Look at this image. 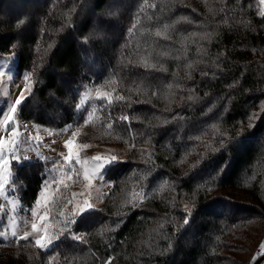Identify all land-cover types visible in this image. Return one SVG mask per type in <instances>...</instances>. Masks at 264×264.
Here are the masks:
<instances>
[{"label": "trees", "instance_id": "obj_1", "mask_svg": "<svg viewBox=\"0 0 264 264\" xmlns=\"http://www.w3.org/2000/svg\"><path fill=\"white\" fill-rule=\"evenodd\" d=\"M243 2L241 19L252 21V26L231 29L222 26L220 36L210 44L205 43L212 56L204 65L196 62L197 46L202 42L198 36L190 35L204 29L182 18L214 27L220 19L221 0H118L112 9L118 17L115 34L106 42H85L90 29L88 13L79 19L76 16L83 0H0V56L15 53L19 77L35 69L33 94L20 116L23 121L57 128L81 122L86 116L81 117V110L75 105L92 85H101L106 91L114 88V95L130 97L131 101H144L132 103L128 108L126 102L114 100L109 106L106 100H97L94 120L88 124L86 136L100 143L126 145L128 149L121 156V164L106 175L115 187L109 189L103 205L97 208V224L94 227L81 224L77 230L88 233L86 242L73 241L71 249L62 244L44 252L31 242L19 241L17 246V238H0V264H49L50 260L52 264H103L108 257L114 258L112 264H254L260 258L255 256V249L264 234V152L261 151L264 113L260 109L264 103V20L259 16L263 11L259 0ZM96 3L100 5L96 9L99 12L107 0ZM225 3L228 9L237 6L236 0ZM152 4L156 8L150 7ZM73 8L75 12L71 11ZM174 21L179 22L173 25ZM134 23L137 27L129 32ZM163 23L172 25L168 31L171 41L155 36L157 28L163 31ZM184 36L188 37L186 41ZM183 47L188 49L186 57L183 53H177L179 60L163 57L168 71L149 77L161 82L158 88L148 90L145 84L133 83L139 79L135 75L120 79L121 65H126L129 58L135 61L148 53L157 57ZM217 55L219 60H215ZM190 62L194 63L192 69L187 67ZM217 63L219 68L215 67ZM202 68L208 70L207 76L200 74ZM133 71L142 73L143 69ZM189 72L191 80L187 79ZM112 79L118 83L110 84ZM168 83L173 85L171 90L166 88ZM178 83L184 85V92L176 88ZM193 85L198 99L188 101ZM152 91H158L159 95L153 96ZM182 95V104L168 103V99L180 101ZM213 104L218 116L207 121L203 113ZM166 108L184 117L182 139H175L180 134L177 124L160 127L161 113ZM252 112L260 119L255 121L256 127L248 128ZM121 115H129L131 124L120 121ZM137 115L144 118L143 123L137 122ZM109 123L113 125L111 129ZM212 123L232 138L239 136L243 127V135L249 139L230 146L225 156L229 167L221 183L211 192L201 190L197 194L194 223L188 230L182 222L179 201L190 203L189 197L177 196L175 209L170 203L175 194L170 192L150 197L140 208L125 207L134 188L138 190L137 181L144 172L141 149L145 150V156L152 152L156 165L153 176L157 179L153 182L149 178L150 187L158 186L169 176L180 178L200 159L197 154H203L207 145L219 147L216 141L220 137ZM146 126L156 129L151 144L139 135ZM132 135L136 137L135 149L129 146ZM182 159L184 163H180ZM220 159L222 162L223 158ZM13 172L17 177V195L26 207L32 206L45 178L44 162L25 160L23 168L14 164ZM133 172L137 175L133 176ZM178 191L191 194L186 185ZM221 208L224 215L217 214ZM57 209L59 205L52 211ZM125 212L127 215L123 216ZM122 216L125 222L119 229L108 231L109 227L115 229ZM166 217H175L179 224H165L161 230L159 225ZM101 228L103 235L99 234ZM159 231H164L169 241L159 240ZM157 242L159 249L149 247ZM169 242L171 250L159 255Z\"/></svg>", "mask_w": 264, "mask_h": 264}, {"label": "snow or ice", "instance_id": "obj_2", "mask_svg": "<svg viewBox=\"0 0 264 264\" xmlns=\"http://www.w3.org/2000/svg\"><path fill=\"white\" fill-rule=\"evenodd\" d=\"M237 6L232 9H228L225 3V0H221V6L219 8L220 19L215 21V26L205 24L203 22H195L187 20V18H182L187 21L189 24H196L197 27H203L201 32H192L191 36L200 38L202 43H199L197 46L198 59L196 62L200 64L207 65L208 59L212 54L208 51V48L205 46V43L210 44L214 39L220 36L222 26H227L228 29L232 27H251L252 21H244L241 17L244 15V2L243 0H236ZM118 4V0H107V3L104 5L102 11H97V7H100L96 3V0H83V3L80 5L79 13H76L77 19L80 16H83L85 12L88 13L87 16V25H90L88 34L84 37L85 42L91 40L93 42L99 40L101 42H106L111 35L115 34V28L118 23V17L116 13L112 11L113 7ZM259 4L264 6V0H259ZM150 7L156 8L155 4H152ZM75 12L73 8L71 10ZM259 16L264 20V11L259 13ZM152 17H149L151 20ZM69 22H71V16H69ZM179 21H174L178 23ZM139 23V21H137ZM73 27L75 25L73 24ZM137 27V24L134 23L132 28L129 29L131 32ZM172 27L169 23H163V31L160 28H157L155 31L156 37H163L165 40L171 41L172 36L168 34V31ZM188 39L187 36L183 37V41ZM182 41V43H183ZM195 42V41H194ZM52 47V45H49ZM139 47V45L137 46ZM188 49L183 48H173L170 51L162 53L157 57H152L151 53H148L146 56H141L138 60H132L129 58L126 65H121L120 73L123 75L120 76L121 80H127L130 76H137L138 81H133V83L140 82L145 84L148 90L153 88H158L160 81L156 78L149 79L153 73L164 72L166 73L168 69L164 66L163 57H170L171 59L179 60L180 55L177 53H183L185 57L187 56ZM15 56L13 52L11 54ZM219 55L215 57V60H219ZM189 69L194 67V63L190 62L187 64ZM215 67L219 68L220 65L217 63ZM10 64L8 60L5 59V63L0 64V84L8 83L12 84L14 82V77L8 70ZM134 69H143V72H134ZM202 76H207L209 74L206 68L199 69ZM35 69L28 71L23 75V88L19 92V95L16 99L11 102L5 101L7 105L6 111L0 109V131L4 134L0 135V197H3L5 201H8L12 205V211L15 213L17 201L15 199L9 201V193L6 191V188L12 187L15 188L17 183V177L13 173V165L19 164L23 168V161L29 160L30 156L27 155L33 147L41 145L43 137L39 135L40 126L34 125L35 133H29V125L22 124L19 120V117L23 114L24 108L27 106L29 97L32 96L35 80H34ZM7 77V80H5ZM188 80L192 79L191 72H189ZM110 84L115 85L118 83L116 79L109 81ZM236 82H234L235 84ZM234 86V85H232ZM168 90L173 88L171 83L166 85ZM176 88L181 92L185 91L183 84H176ZM193 94L187 95L188 101H196L198 97L194 95L195 85L189 90ZM115 89L112 91L104 90V87L98 88L95 90V96L101 100H106L111 106V103L115 101L126 102L127 107L131 108L132 103H143L144 101H131L130 97H125L124 95H114ZM5 97L10 96V92H4ZM153 96H158V91H152ZM168 95H171L169 93ZM207 95V94H206ZM92 96V92L85 91L83 98L79 100V103L75 105L77 110H79ZM167 98V97H166ZM184 100L182 95L180 101H174L168 99V103H181ZM131 101V102H130ZM216 105L209 106L206 111H204V116L207 118V121H212L216 119L218 113L214 112ZM261 112L264 113V103L260 105ZM96 109L93 108L92 111L86 113V118L82 120V123L87 125L94 120V113ZM168 113V115H165ZM160 127L166 126L169 123H175L178 125V134L175 139L183 138V129L184 125L181 123L184 121V117L179 112H174L171 108H166L164 112L161 113ZM109 118L110 114H109ZM120 121L127 122L131 124L132 118L129 115H121L118 117ZM137 122L143 123L144 118L137 115L135 117ZM159 119V117H158ZM260 119L257 113L252 112L248 117V128L256 127L255 121ZM243 124V121H241ZM112 123L108 124V128H112ZM211 127L217 132L220 139L216 141L219 144V147H213L212 145H207L206 150L203 154H197L200 156V159L193 163L189 170L183 174L182 177H172L164 178L158 186H149V178L152 177L153 182L157 179L153 176L156 165L153 159L151 151H148L147 156L144 155V149H141V163L144 166V172L140 179L137 181L138 190L134 188V191L131 194V198L125 201V207H130L131 209H137L143 206V204L150 198L154 197L157 194L163 195L165 192L174 193L172 201V207L175 209L177 207V196L189 197L190 203L184 202L183 199L179 201V204L182 206V217L183 225L185 230H188V227L191 223H194L193 211L196 208V199L197 194L203 190L208 193L213 190L215 186L221 183V177L225 176L226 170L229 167V163L225 161L226 154L230 152L231 145H240L243 144L246 140L249 139L248 136H244V128L241 127L240 135L236 138H232L229 134L219 130L216 123H212ZM74 126L68 124L67 126L61 128L59 132H54L51 129H47L49 136H64L69 134L68 138L64 139L62 145V151L58 153V159L52 162V167L48 169V177L44 178L42 181V188L38 193V198L35 200V207L31 209L30 215L32 220L30 222V230H28L29 222L25 221L26 228L22 231L19 228L18 222L15 218L10 219L11 223V236L17 238L16 243L19 246V241L31 242L34 247L37 249L48 252L53 246L59 247L64 244L67 248H72V242L85 243L86 236L88 233L79 234L78 229L81 227V224L84 227H94L97 224L95 219L96 213L98 211L96 203L93 202L92 193L96 191L94 188V182L99 180L102 183L105 182L104 178L106 175L111 174L117 166L121 164V158L119 155L110 154L105 155L103 153L97 152L92 157H83L81 155V149H87L91 147L88 143H77V139L80 136V127L79 125ZM155 128L145 127V130L139 133L141 138L145 140L146 143H152V137L155 134ZM135 135H132L129 146L132 149L136 148L135 144ZM199 139V138H197ZM29 141L32 143L29 144ZM55 143V141H53ZM24 145H28L27 148ZM48 147V145H42ZM54 150V149H52ZM261 151L264 152V144H262ZM37 156L42 155L37 151ZM186 158V157H185ZM222 162H221V159ZM45 160L48 158L45 157ZM184 163V159L180 161ZM137 173L133 172V176H136ZM79 185L81 191L75 192L71 191L74 186ZM182 185H186L191 189V194L178 191L181 189ZM109 187H115V185H109ZM52 189V191H50ZM63 191L68 192L69 195L67 199H64L63 195L59 199L53 200L54 191ZM215 201V200H214ZM62 204L61 210L56 214L55 218H50V213L52 208ZM0 211H4V207L0 205ZM218 215H224V209H220L217 213ZM125 212L123 216H126ZM123 216L116 223L115 229L109 227L108 231H116L119 229L120 225L125 221ZM177 223L175 217L171 219L165 218L164 222L159 225L161 230L165 229V224ZM179 231V227H177ZM104 229L101 228L100 235H103ZM9 236L8 229L0 231V237L7 239ZM159 240L169 241V237L164 233V231H159L157 233ZM153 249H159L160 245L157 242L154 245H149ZM171 243H168L166 249H161L159 255H163L165 251L171 250ZM260 253L258 256L264 258V242L259 245ZM113 257H108L103 264H112ZM49 264H52V261H49Z\"/></svg>", "mask_w": 264, "mask_h": 264}, {"label": "rangeland", "instance_id": "obj_3", "mask_svg": "<svg viewBox=\"0 0 264 264\" xmlns=\"http://www.w3.org/2000/svg\"><path fill=\"white\" fill-rule=\"evenodd\" d=\"M5 59L8 60V63L10 64V68L8 70L14 77V82L12 84H8V83L0 84V109H4L6 111L7 105L5 101L7 100L8 102H11L12 100L16 99L19 95V92L23 88L24 73L22 74L21 77L17 76V67H16L17 57L16 55L15 56H12V55L0 56V64L5 63ZM5 80H7V77H5ZM101 87H102L101 85H92L90 88L86 90V91L92 92V96L88 100H86L85 104L80 108L81 117L86 116V113L92 111L93 108L95 109L97 108V105H96L97 100H100V99L95 96V90ZM4 92H10V96L5 97L3 95ZM82 98H83V95H82ZM19 120L22 124L29 125L30 134H36L34 125L40 126L39 135L43 137L42 144L37 145L36 147H33L31 151L27 153V155L30 156L29 160L31 161H34V160L43 161L46 167L45 178L46 177L50 178L48 176V169L52 167V162L58 159L57 154L63 150L62 149L63 141L64 139L68 138L69 134H65L64 136H59V135L49 136L47 129H51L54 132L58 133L61 128L51 127L48 125H43V124L34 123V122H26V121H23L21 117H19ZM72 125L74 126L73 130H75L76 125H79L80 127V136L77 139V143H88L91 145V147L87 149L80 150L81 155L85 158L92 157L97 152L103 153L105 155L116 154V155H119L121 158V156L122 155L124 156V154L126 153L128 149L126 145H119V144H113V143L109 144V143H103V142L100 143L98 141L90 140L86 136L87 130H89L88 124L85 125L82 123V121L77 124L74 123ZM3 134L4 133L0 131V135H3ZM80 137H81V140L79 139ZM53 141H55V143H53ZM31 143L32 142L29 141V144ZM42 145H48V147H45ZM24 147L27 148L28 145H24ZM37 151H39L42 155L37 156L36 154ZM45 157H47L48 159L45 160L44 159ZM104 180H105L104 183H102L99 180L94 182V188L96 189V191H93L92 199H93V202L96 203L97 208H100L103 205L106 195L109 189L111 188L109 187V185H112L113 183L112 179L108 176H105ZM6 191L9 193V201L15 199L18 202L16 206V211L15 213H13L11 203H9L8 201H5L3 197H0V205L4 207V211H0V231H3L4 229L7 228L9 231V236L7 239H11L15 237L11 236L10 219L14 217L15 220L18 222L19 228L21 230V234H22V231L25 230L26 228L25 221L29 222V225L27 227H28V230H30V222L32 220L30 212H31V209L35 207V203L30 207H26V205L21 201L20 197L17 195L16 186L15 188L8 187L6 188ZM50 191H52V189H50ZM71 191L79 192L81 191V188L79 187V185H77V186H74L71 189ZM61 195H63L64 199H67L69 193L63 192L62 190L59 192L54 191L53 200L59 199ZM61 208H62V204L59 205V209L51 211L50 218H55L56 214L61 210ZM0 238L5 239L4 237H0ZM262 242H264V234L262 236ZM257 248L255 249V256H258ZM261 264H264V259L261 262Z\"/></svg>", "mask_w": 264, "mask_h": 264}, {"label": "water", "instance_id": "obj_4", "mask_svg": "<svg viewBox=\"0 0 264 264\" xmlns=\"http://www.w3.org/2000/svg\"><path fill=\"white\" fill-rule=\"evenodd\" d=\"M264 258H259L254 264H261Z\"/></svg>", "mask_w": 264, "mask_h": 264}, {"label": "built area", "instance_id": "obj_5", "mask_svg": "<svg viewBox=\"0 0 264 264\" xmlns=\"http://www.w3.org/2000/svg\"><path fill=\"white\" fill-rule=\"evenodd\" d=\"M257 252L260 253V248L259 247L257 248Z\"/></svg>", "mask_w": 264, "mask_h": 264}, {"label": "crops", "instance_id": "obj_6", "mask_svg": "<svg viewBox=\"0 0 264 264\" xmlns=\"http://www.w3.org/2000/svg\"><path fill=\"white\" fill-rule=\"evenodd\" d=\"M262 7V10L264 11V7L263 6H261Z\"/></svg>", "mask_w": 264, "mask_h": 264}]
</instances>
